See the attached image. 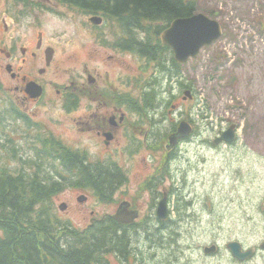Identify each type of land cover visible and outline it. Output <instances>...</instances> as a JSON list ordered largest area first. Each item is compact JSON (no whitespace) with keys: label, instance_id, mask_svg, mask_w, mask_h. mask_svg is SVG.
Segmentation results:
<instances>
[{"label":"rangeland","instance_id":"rangeland-1","mask_svg":"<svg viewBox=\"0 0 264 264\" xmlns=\"http://www.w3.org/2000/svg\"><path fill=\"white\" fill-rule=\"evenodd\" d=\"M36 1L0 0V48H9L15 43L28 45L37 41L38 31H41L45 44L61 38V47L69 50L64 54L75 53L72 60L61 67L62 73L50 75L54 81L78 78L87 65L86 69L92 74L97 71L101 79L107 82L108 78V83L116 86H122L124 76L129 74L132 83L126 88L133 93L138 70L145 67L144 60L133 54L124 53L118 57L111 49L100 50L94 40L98 31L88 17L56 3L41 0L46 4L42 9L21 14L25 8L35 7ZM198 12L218 21L224 33L219 41L204 48L197 58L184 66L183 77L177 80V90L165 88L162 104L158 106L156 119L162 120L158 134L165 143L161 146L164 154L167 153L164 138L171 123L186 119L180 112L192 114L198 130L171 159L168 179L158 188L160 194L172 193L169 208L173 209V218L169 227L156 230L155 209L150 208L153 204L151 191L144 184L159 172L152 169L150 164L153 163L148 164L152 159L147 150L140 152L135 163L120 159L122 168L129 165L135 169L129 174L130 181L119 185L114 202L102 204L92 193L72 188L63 190L52 199L56 217L80 229L90 225L92 218L115 215L117 205L123 200H132L136 204L135 207L143 213L140 221H146L145 230L142 227L130 229L127 260L111 253L107 257L108 264H264V249L261 248L264 241V0H199ZM4 15H8V35L2 33ZM111 29H115V24ZM105 32L111 38L110 29ZM140 37L146 41L149 39L145 32ZM159 40L161 42V37ZM168 49L160 51L173 52ZM64 54L60 53L59 59H65ZM19 56L18 52L16 57ZM109 56L117 57L119 63L113 65L114 60L110 62ZM8 62L0 51V111L4 112L11 108L13 100L20 109L10 88ZM1 66H4L3 72ZM182 83L185 89L189 86L194 90V99L185 97ZM171 97H174L172 104L176 105L173 110L171 106L166 107V101ZM41 106L28 107L35 113L32 114V123L17 117L16 112H9L3 119L0 117L3 121L0 127L2 161L9 154L7 150L19 157H30L33 147L38 145V135L53 136L65 147H75L84 141L77 132L72 115L62 110L60 100ZM21 108L25 109V106ZM163 115L167 118L162 119ZM233 124L238 128L237 142L214 145L217 137ZM97 150L94 147L91 152ZM160 154L156 151L157 156ZM160 161L155 162L158 167ZM10 164L15 167L19 163L13 161ZM82 195H89L88 203L78 201ZM64 203L68 206L61 210L60 205ZM178 203L180 207L177 209ZM231 241H239L246 249H254L255 258L246 262L234 259L226 246ZM213 245H218L220 252L206 253L205 248Z\"/></svg>","mask_w":264,"mask_h":264},{"label":"trees","instance_id":"trees-1","mask_svg":"<svg viewBox=\"0 0 264 264\" xmlns=\"http://www.w3.org/2000/svg\"><path fill=\"white\" fill-rule=\"evenodd\" d=\"M54 1L71 10L111 19L132 38L145 32L148 41L139 44L133 38L131 51H144L152 58L161 55L160 50H169L161 45L160 33L174 20L197 13L199 0ZM175 64L180 80L184 67ZM3 113L1 110L0 117ZM186 119L190 120V115ZM176 127L173 125L171 131ZM1 139L0 133V144ZM36 139L38 145L30 157H19L7 150L9 154L2 161L0 155V264H108L107 257L115 252L126 259L132 227L105 216L88 228L79 229L57 218L52 204L53 197L68 188L90 190L100 202H114L122 181L121 169L110 172L109 167L98 164L91 168L80 161L79 152L53 136L38 135ZM13 161L18 166L11 167ZM159 226L168 228L163 223Z\"/></svg>","mask_w":264,"mask_h":264},{"label":"flooded vegetation","instance_id":"flooded-vegetation-1","mask_svg":"<svg viewBox=\"0 0 264 264\" xmlns=\"http://www.w3.org/2000/svg\"><path fill=\"white\" fill-rule=\"evenodd\" d=\"M31 3L32 5L34 4V2ZM32 10L38 9H34V7H32V9L25 8L21 14H27L30 11L32 13ZM85 16L88 17L87 15ZM101 18V24L91 23L92 27L98 31L94 36L95 42L97 41V48L100 50L111 49L114 55L118 57L126 52L136 55L145 61V67L139 68L138 70L139 77H137L135 81L133 93L126 88V86H130L132 83L129 74L124 76L125 78L122 80V82H124L123 85H117V87L116 84L108 83L110 82L108 78L107 82L101 79L97 71H95L96 74H92L86 69L87 65L83 73L79 74L78 78H74L70 81L66 80L64 82L54 81L50 78V75L57 74V72L62 73L61 67L66 61H71L75 53L64 54V51L69 50L61 47V43H63L61 38L51 44H45L43 41V33L38 31L37 41H32L28 45L15 43L9 48H0L1 53L5 54L9 60L6 69L11 78L10 88L16 95L21 109H19L17 102L13 100L14 103H12L11 108H7L2 114V117L8 112H16L17 117L32 123V114L35 113L28 107L35 104V106L39 108L42 107L41 105L43 104L49 105L54 100H60L62 110L66 114L72 115V120L74 121L75 127L78 129L77 132H79L84 139V141L76 144L75 147L74 145L68 147L73 151L79 152L80 157L78 158L80 161L91 168L93 165L98 164L109 167L110 172H115V168L117 170L118 168L119 170L121 169L122 175L120 176L122 181H120V183L124 182L123 185L130 181L129 174L134 172L135 167L126 165L127 167L122 168L120 159L125 160V162L129 161L135 163L140 156V152L147 150L152 159L149 160L148 164L153 163V165L150 164L152 169L159 172L157 176H154L144 184V186H148L149 191H151L150 197L153 199V204L150 205V208L151 210L156 209L157 204L164 195V193H159L158 188L163 184V180L168 179V173L167 176L163 178L164 169L168 171L171 159L181 145L191 140V138L182 139L175 148L169 149L168 136L166 144L167 153L164 154L165 150L161 146L165 143H162L160 135L158 134V131L161 129L159 125L162 124V120L160 122L156 119L159 112L158 106L162 104L161 97L164 90L171 88L173 91L177 87L178 76L175 64L177 62L174 59L172 51H168L171 53L170 55L167 51H164L161 55L156 54L154 57L152 56V58L147 57L144 51H131V42L129 41L128 35L121 37L123 33L120 28L116 27L112 30V26H109V23L106 21L107 19L103 16ZM1 21L3 23L2 33L8 35L10 33L7 22L8 15H4ZM4 23L6 25H4ZM107 28L110 29L112 34L111 38H109L105 32ZM12 35L16 40L18 39L16 34L13 33ZM103 38L112 44L104 42ZM136 41H138L139 44H145L147 42L142 38H138ZM134 44H136L135 41L133 42V45ZM93 51L99 50L94 49ZM18 52L20 56L16 57ZM60 53L64 54L66 58L59 59ZM115 56L108 57L110 62L114 60L113 65L119 63V59ZM1 68L3 72L4 66H1ZM149 69H151V71H148ZM84 73H86V76ZM167 83L168 86L166 87ZM187 88H189V86H187ZM137 89H139L138 92H136ZM184 91L185 88H183L182 92ZM172 98L174 97L166 101L167 108L168 103H172ZM21 106H25V109H22ZM167 113L171 114L172 111L167 110ZM181 116H184L182 112ZM166 118V115L162 116V119ZM172 123L171 125L178 126L179 122L173 120ZM94 147L98 148L96 153L91 152ZM149 150L152 151V153ZM156 151L161 152L160 156L156 155ZM163 156L164 159H162ZM158 159L161 160L159 167L155 164ZM143 189L146 190L147 187H143ZM82 191L83 190H79V192ZM165 194H167L170 204L172 201V193L165 191ZM86 198L90 200L89 195H87ZM122 202L129 203L130 209L136 211L140 217L136 223L130 224L132 225L131 227H142L139 221L143 213L135 207L136 204H134L132 200H123ZM121 203L117 205L116 210H118ZM172 213L173 209H170V219H168V222L172 221ZM91 214L93 215L94 212H91ZM92 220L93 218L91 222ZM157 223L156 226H159L160 223L166 224V222L161 221L160 223L157 221ZM148 224L150 225V223ZM254 255H256V251H254Z\"/></svg>","mask_w":264,"mask_h":264},{"label":"water","instance_id":"water-1","mask_svg":"<svg viewBox=\"0 0 264 264\" xmlns=\"http://www.w3.org/2000/svg\"><path fill=\"white\" fill-rule=\"evenodd\" d=\"M91 21L100 24L102 19L100 17H93ZM221 36L222 27L220 23L216 20L210 19L202 13H199L191 17L173 21L161 34V41L163 45L170 47L173 50L175 60L184 65L191 57H196L203 47L211 45ZM185 95L192 98L190 91H186ZM234 128L235 126H232L229 130L224 132L216 143L234 142L236 138ZM192 132V126L188 122L183 121L180 124L177 133L171 136L169 148H174L179 139L189 137ZM79 200L84 201L85 198L81 197ZM60 209L65 210L66 205H61ZM158 217L162 221L168 219L166 197L159 204ZM114 218L122 224H130L135 221L137 214L129 210V204H123ZM262 247H264V243L262 244ZM228 248L231 250L233 256L240 261L250 259L253 255V250L243 251L242 245L238 241L228 243ZM214 251H216V246L205 249L206 253Z\"/></svg>","mask_w":264,"mask_h":264},{"label":"bare ground","instance_id":"bare-ground-1","mask_svg":"<svg viewBox=\"0 0 264 264\" xmlns=\"http://www.w3.org/2000/svg\"><path fill=\"white\" fill-rule=\"evenodd\" d=\"M126 53V52H125ZM80 68V67H79Z\"/></svg>","mask_w":264,"mask_h":264}]
</instances>
